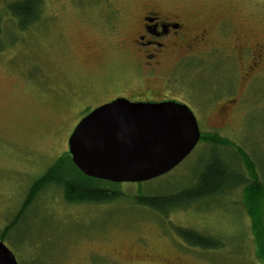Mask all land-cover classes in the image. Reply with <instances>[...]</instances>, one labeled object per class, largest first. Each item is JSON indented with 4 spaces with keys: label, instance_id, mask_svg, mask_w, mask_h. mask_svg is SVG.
I'll return each instance as SVG.
<instances>
[{
    "label": "rangeland",
    "instance_id": "rangeland-1",
    "mask_svg": "<svg viewBox=\"0 0 264 264\" xmlns=\"http://www.w3.org/2000/svg\"><path fill=\"white\" fill-rule=\"evenodd\" d=\"M16 1L0 0V242L17 264H264V0H42L40 18L24 29L6 10ZM154 2L206 12L214 25L233 22L248 45L262 46L261 63L243 80L227 59L174 71L176 57L167 59L147 88L168 86L192 112L201 134L192 152L156 179L99 183L114 193L101 203L69 202L61 186L45 185L2 238L32 183L67 154L79 120L137 77L136 58L118 48L125 33L113 30ZM207 135L234 146L208 144ZM235 150L250 159L262 188L256 227L243 206L250 172ZM213 158L232 186L223 193L165 214L135 202L191 189ZM178 230L210 237L216 248H193Z\"/></svg>",
    "mask_w": 264,
    "mask_h": 264
},
{
    "label": "water",
    "instance_id": "water-1",
    "mask_svg": "<svg viewBox=\"0 0 264 264\" xmlns=\"http://www.w3.org/2000/svg\"><path fill=\"white\" fill-rule=\"evenodd\" d=\"M200 139L196 119L185 105L118 98L80 119L67 140V154L86 178L139 184L170 172ZM0 264H17L2 242Z\"/></svg>",
    "mask_w": 264,
    "mask_h": 264
},
{
    "label": "flooded vegetation",
    "instance_id": "flooded-vegetation-1",
    "mask_svg": "<svg viewBox=\"0 0 264 264\" xmlns=\"http://www.w3.org/2000/svg\"><path fill=\"white\" fill-rule=\"evenodd\" d=\"M204 13L189 8L166 11L154 2L141 7L137 19L128 23L129 27L119 21L115 23L113 31L116 34L123 32L125 34L122 36L127 38L121 40L118 48L136 58L138 73L137 77L117 89L119 91L105 101L109 103L118 98L145 102L179 101L170 95L168 86L160 91L147 88V83L155 78L156 71L164 62L175 57V68L172 71L181 64L190 67L198 59L210 57L233 62V69L238 66V70L243 73L242 79H247L249 73L262 61V46L248 45L233 22L221 19L214 25L211 23L212 17ZM116 15L121 20L119 10ZM199 18L203 22H198ZM172 71L165 77V85L168 84V76ZM129 84L137 85V89L127 88ZM165 87L168 92H165Z\"/></svg>",
    "mask_w": 264,
    "mask_h": 264
},
{
    "label": "trees",
    "instance_id": "trees-1",
    "mask_svg": "<svg viewBox=\"0 0 264 264\" xmlns=\"http://www.w3.org/2000/svg\"><path fill=\"white\" fill-rule=\"evenodd\" d=\"M41 6L42 0H18L13 4L8 5L6 10L11 17L17 18V25L24 29L32 22L38 21L40 18ZM202 140L214 146L230 147L231 149L232 146H234L230 142L223 140L216 135H207L206 137H202ZM235 154L250 172V178L252 181L245 185L243 206L249 218L252 220L254 227H256L254 212L259 207V196L262 194V188L255 178L254 168L247 155L243 154L240 150H235ZM225 168L226 167L220 163L217 158H213L207 164L204 171L199 175L196 184L191 189L182 191L177 195L162 198L139 197L136 198L135 202L137 204H142L151 210L160 211V213L165 214L167 211H172V208L174 207H180L181 205L186 204L188 206L190 203H194V201L198 202L216 194H221L227 188L232 187L231 184L227 183L229 177ZM99 183L103 182L86 178L79 173V171L72 165L68 154L62 156L50 166L42 176L32 183L27 192L23 207L13 221L4 228L1 237L3 238L6 235L10 227L16 223L18 217L23 212V209L45 185L55 184L61 186L66 200L73 203H101L112 199L114 193H110V191L103 189L99 186ZM237 185L244 184H242L239 179ZM177 236L184 242L188 243L191 247H199L201 249L216 248L215 243L210 237H205L190 230H178ZM258 246L260 249L264 248V240H259Z\"/></svg>",
    "mask_w": 264,
    "mask_h": 264
}]
</instances>
